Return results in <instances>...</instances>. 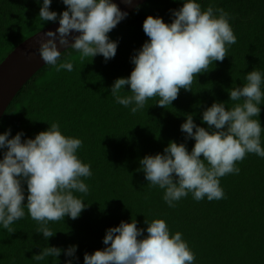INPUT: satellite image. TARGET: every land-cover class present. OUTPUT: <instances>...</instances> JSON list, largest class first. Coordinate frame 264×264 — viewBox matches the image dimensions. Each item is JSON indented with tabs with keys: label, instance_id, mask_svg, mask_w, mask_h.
I'll return each instance as SVG.
<instances>
[{
	"label": "trees",
	"instance_id": "1",
	"mask_svg": "<svg viewBox=\"0 0 264 264\" xmlns=\"http://www.w3.org/2000/svg\"><path fill=\"white\" fill-rule=\"evenodd\" d=\"M42 2L0 0V64L20 44L58 22L41 21ZM199 2L202 9L211 4L231 14L237 41L222 62L194 77L192 91L181 89L166 109L157 106L159 97H154L133 115L115 102L111 86L117 78L130 75L131 57L149 39L142 27L147 16L170 23V10L179 9L182 0H148L127 15L108 34L119 43L115 57L107 62L101 55L82 60L74 49L61 54V61H71L73 70L45 66L15 97L0 123V134L10 128L12 136L23 131L24 139L59 122L63 134L82 140L78 156L91 165L92 176L84 181L89 192L77 195L87 206L75 220L66 216L64 221L49 222L56 234L47 241L63 249L77 245L78 264H84L86 252L105 247L103 237L109 227L136 220L137 227L146 230L145 219L155 218L164 219L172 233H182L195 254V264H264V158L247 154L236 162L239 174L220 178L223 199L196 201L189 193L175 207L165 203L164 190L151 186L140 170L141 158L163 153L170 141L186 143L191 151L195 141H185L180 131L186 114H194V121L207 127L202 123L206 107L219 101L230 108L234 102L229 101L228 89L242 85L254 68L264 73V0ZM65 9L62 0H52L51 11L59 14ZM127 91L126 85L122 95L131 94ZM260 107L264 127V104ZM261 143L264 147V132ZM11 227L15 232L0 227V264H58L56 258H32L46 241L36 233L38 224L27 209ZM58 259L63 264L66 258L61 253Z\"/></svg>",
	"mask_w": 264,
	"mask_h": 264
},
{
	"label": "clouds",
	"instance_id": "2",
	"mask_svg": "<svg viewBox=\"0 0 264 264\" xmlns=\"http://www.w3.org/2000/svg\"><path fill=\"white\" fill-rule=\"evenodd\" d=\"M62 3L66 9L59 14L50 10L52 0H43L40 6L42 22H59L55 31L44 33L47 39L37 49L41 59L57 71L69 72L73 63L61 61L60 48L74 49L82 60L97 55L105 62L113 59L119 42L108 34L128 13L113 0ZM170 13V23L159 16H147L142 27L149 39L131 57L134 68L130 75L117 78L111 86L115 102L129 108L133 115L150 98L159 97L155 104L166 109L181 89L192 91L194 77L209 71L214 62H222L237 41L230 24L233 17L223 8L210 4L202 9L199 0H182V6ZM244 80L242 85L228 89L229 101L234 102L230 108L225 102L214 101L203 110L202 123L207 127L197 124L194 114H186L180 131L185 141H195L191 151L186 143L170 141L163 153L140 159L145 179L164 190L163 200L169 207H175L189 193L196 201L205 197L208 201L223 199L220 178L239 174L236 162L247 154L264 158V127L259 119L260 105L264 104V73L254 68ZM126 85L130 95H122ZM22 137L23 131L12 136L10 128L0 134V227L15 232L11 226L25 216L27 209L38 224L36 233L46 241L32 258H56L60 264L58 258L63 253V264H78L77 245L63 249L49 246L47 241L56 234L49 222L64 221L66 216L75 220L87 206L77 195L89 192L84 181L92 176L91 165L78 156L83 142L63 134L59 122L51 123L34 138ZM145 224L146 230L138 228L136 220L109 227L103 237L105 247L86 252L84 264H195V254L181 232L172 233L162 218L145 219Z\"/></svg>",
	"mask_w": 264,
	"mask_h": 264
},
{
	"label": "water",
	"instance_id": "3",
	"mask_svg": "<svg viewBox=\"0 0 264 264\" xmlns=\"http://www.w3.org/2000/svg\"><path fill=\"white\" fill-rule=\"evenodd\" d=\"M148 0H113L118 7L127 12L128 15ZM59 27V22L42 30L25 42L20 44L1 64H0V123L8 108L23 87L47 64L41 59L37 49L40 43L47 37L44 33L55 31ZM78 34V33H76ZM62 54L67 48L59 49Z\"/></svg>",
	"mask_w": 264,
	"mask_h": 264
}]
</instances>
